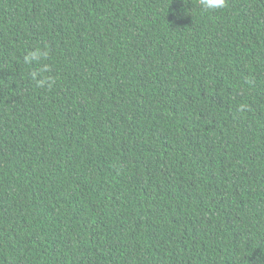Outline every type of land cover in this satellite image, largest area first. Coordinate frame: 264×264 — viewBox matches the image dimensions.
<instances>
[{"label": "trees", "instance_id": "obj_1", "mask_svg": "<svg viewBox=\"0 0 264 264\" xmlns=\"http://www.w3.org/2000/svg\"><path fill=\"white\" fill-rule=\"evenodd\" d=\"M0 264H264V0H0Z\"/></svg>", "mask_w": 264, "mask_h": 264}, {"label": "clouds", "instance_id": "obj_2", "mask_svg": "<svg viewBox=\"0 0 264 264\" xmlns=\"http://www.w3.org/2000/svg\"><path fill=\"white\" fill-rule=\"evenodd\" d=\"M200 7L208 12L219 11L228 6V0H198ZM49 52L47 48L37 47L35 50L30 51L25 55L24 60L28 64H41L42 61L47 60ZM48 71V66L45 64L43 67L31 72V78L37 87H44L49 78L44 77L43 73Z\"/></svg>", "mask_w": 264, "mask_h": 264}]
</instances>
